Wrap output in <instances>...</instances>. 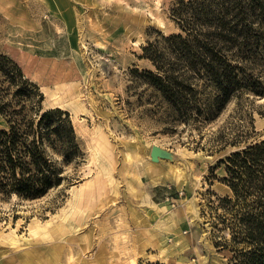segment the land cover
<instances>
[{
  "label": "rangeland",
  "instance_id": "374dc122",
  "mask_svg": "<svg viewBox=\"0 0 264 264\" xmlns=\"http://www.w3.org/2000/svg\"><path fill=\"white\" fill-rule=\"evenodd\" d=\"M177 1L0 0V51L44 108L69 112L85 152L69 184L0 195V264H228L232 211L220 199L233 195L219 161L264 138V94L243 93L199 128L156 105L134 70H154L143 47L180 32ZM74 206L78 220L47 227ZM177 236L184 247L168 254Z\"/></svg>",
  "mask_w": 264,
  "mask_h": 264
},
{
  "label": "trees",
  "instance_id": "16d2710c",
  "mask_svg": "<svg viewBox=\"0 0 264 264\" xmlns=\"http://www.w3.org/2000/svg\"><path fill=\"white\" fill-rule=\"evenodd\" d=\"M180 32L143 47L152 69L134 70L159 98V108L198 128L243 93L264 94V0H178ZM39 85L0 51V195L35 199L71 182L84 157L69 112L44 108ZM240 130L230 140L244 139ZM232 197L220 199L231 218L228 264H264V138L224 159ZM148 264H166L156 261Z\"/></svg>",
  "mask_w": 264,
  "mask_h": 264
},
{
  "label": "bare ground",
  "instance_id": "6f19581e",
  "mask_svg": "<svg viewBox=\"0 0 264 264\" xmlns=\"http://www.w3.org/2000/svg\"><path fill=\"white\" fill-rule=\"evenodd\" d=\"M43 89H44V87H43ZM46 89V88H45ZM54 92H56V91H54ZM44 93V92H43ZM52 95V94H51ZM55 96V95H54ZM56 96H57V93H56ZM59 97V96H58ZM83 200V198H81V201ZM84 211V209L82 208V207H80V206H74V207H72L71 208V210H70V212L68 213V214H62V213H60V214H58L57 215V218L59 217V219H58V221H57V219L56 220H54L55 218H53V219H51V220H49L48 222H47V227L48 228H50V229H52V230H54V229H57L58 227H60V226H65V227H68V225L69 224H71V222H70V220L72 219V218H75V219H79V216H80V214L82 213ZM180 244V240H179V238H178V236L175 238V240L173 241V243H171V244H168L166 247H168L167 248V250H168V254H172V253H174V252H176V251H180L181 249H183V247H184V245H181ZM118 254H119V252H118V250H117V247L112 251V256H111V258H112V260H114V259H119L118 257H116V256H118ZM198 260V259H197ZM107 264V263H106Z\"/></svg>",
  "mask_w": 264,
  "mask_h": 264
},
{
  "label": "water",
  "instance_id": "95a60500",
  "mask_svg": "<svg viewBox=\"0 0 264 264\" xmlns=\"http://www.w3.org/2000/svg\"><path fill=\"white\" fill-rule=\"evenodd\" d=\"M245 145H246V143L243 146H245Z\"/></svg>",
  "mask_w": 264,
  "mask_h": 264
}]
</instances>
